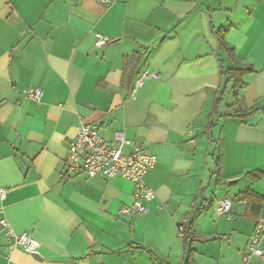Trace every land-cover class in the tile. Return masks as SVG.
<instances>
[{"label":"crops","instance_id":"0c3cea01","mask_svg":"<svg viewBox=\"0 0 264 264\" xmlns=\"http://www.w3.org/2000/svg\"><path fill=\"white\" fill-rule=\"evenodd\" d=\"M239 66L251 72L236 91L226 72ZM83 123L156 156L146 214L119 215L132 182L66 172ZM251 173L264 175V0H0V220L41 243L9 261L0 228V264H184L188 232H225L241 264L264 216Z\"/></svg>","mask_w":264,"mask_h":264},{"label":"built area","instance_id":"2783aa9c","mask_svg":"<svg viewBox=\"0 0 264 264\" xmlns=\"http://www.w3.org/2000/svg\"><path fill=\"white\" fill-rule=\"evenodd\" d=\"M100 4H111L112 0H99ZM108 38L99 36L97 45L104 46ZM152 77L149 72H144L135 82L132 96L140 90L147 79ZM26 98L41 102L44 92L41 89L30 88L23 91ZM132 146L124 134L117 132L114 143L107 142L100 134L99 128L83 123L78 130L76 137L69 145L65 158V170L68 174L85 173L88 178L123 179L134 184V201L130 207H123L119 211L120 216L135 217L148 212L144 202L155 197L154 192L145 181L146 174L153 170L157 164L156 156L147 153L139 148L131 152L125 149ZM8 191L0 185V197L5 200ZM233 201L229 198L220 200L216 206L218 216L229 215L232 212ZM0 228L5 233L9 242L8 259L14 248H21L28 254H36L41 243L33 236L23 233L17 234L6 219L0 220ZM183 228H180V233ZM264 263V216L257 222L252 235L250 236L243 261L241 264Z\"/></svg>","mask_w":264,"mask_h":264},{"label":"rangeland","instance_id":"374dc122","mask_svg":"<svg viewBox=\"0 0 264 264\" xmlns=\"http://www.w3.org/2000/svg\"><path fill=\"white\" fill-rule=\"evenodd\" d=\"M212 219L218 222L222 218L213 214ZM224 233L216 234L214 232L209 240L200 239L201 241L199 239L194 241L196 238L190 236L189 245L193 246L194 251L190 253L191 256H189V251L187 252V258L184 264H233L230 237L228 235L224 236ZM231 234L233 236L236 235L235 233ZM222 241L223 243H220Z\"/></svg>","mask_w":264,"mask_h":264},{"label":"trees","instance_id":"16d2710c","mask_svg":"<svg viewBox=\"0 0 264 264\" xmlns=\"http://www.w3.org/2000/svg\"><path fill=\"white\" fill-rule=\"evenodd\" d=\"M217 35L219 37V45H220V48L221 49H224V50H227L228 52H232L233 51V48L229 47V45L226 43V41L224 39L225 32L224 31H220V32H218ZM250 72H251V70L247 69L246 67L239 66L236 69H232V70L227 71L226 72V75H229L230 76V80L234 82V89L237 91L238 88H239V86L242 83L243 77L246 76ZM257 111H258V109L254 107L251 110H249L247 113L253 115ZM263 176L264 175L262 173H251L250 174V177L253 178L254 180L260 179ZM188 236H189V232L186 233V237L184 238V241H183L184 242V249H185V251H187V249H189V246H190V248L192 247L191 245H189V237ZM190 253H192V251H190ZM189 256H191V255H189Z\"/></svg>","mask_w":264,"mask_h":264},{"label":"water","instance_id":"95a60500","mask_svg":"<svg viewBox=\"0 0 264 264\" xmlns=\"http://www.w3.org/2000/svg\"><path fill=\"white\" fill-rule=\"evenodd\" d=\"M238 180H232V181H230L229 182V184H234V183H236Z\"/></svg>","mask_w":264,"mask_h":264}]
</instances>
